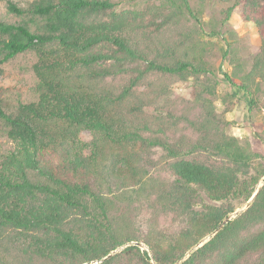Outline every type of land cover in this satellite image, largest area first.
I'll list each match as a JSON object with an SVG mask.
<instances>
[{
  "label": "trees",
  "instance_id": "obj_1",
  "mask_svg": "<svg viewBox=\"0 0 264 264\" xmlns=\"http://www.w3.org/2000/svg\"><path fill=\"white\" fill-rule=\"evenodd\" d=\"M124 1L37 0L27 9L8 2L10 12L35 16L41 29L33 32L26 23L0 21V68L29 50L38 56V100L11 113L0 106L13 144L0 163V235L17 231L34 241L18 264H90L130 241L144 243L152 258L130 246L99 264H125L123 256L130 264H176L234 212L233 199L247 202L264 178V169L251 175L264 154H251L238 138L223 133L229 123L226 110L218 111L207 99L198 119L182 116L193 136L188 143L172 142L179 120L170 111L155 122H141L132 132L115 122L116 107L143 113L153 102L135 94L149 75L187 80L209 73L202 58L179 52L192 34L173 42L151 37L172 18L198 24L202 9H193L189 0H148L160 4L155 13L163 19L151 25L138 12L125 10ZM205 1L197 0L200 8ZM218 1L234 2L224 22L239 8L242 19L259 33L260 52L250 70L239 82L227 78L251 97L247 81L264 83V0ZM115 78L122 80L114 83ZM85 131L90 139L84 141ZM153 149L162 152L158 164L165 179L150 176L143 166ZM198 192L215 205L195 211L192 198ZM115 193V198L136 200H114ZM124 201L177 214L189 226L168 246L146 236L132 239L117 216ZM0 264L12 262L0 252ZM179 264H264V184L243 213Z\"/></svg>",
  "mask_w": 264,
  "mask_h": 264
},
{
  "label": "rangeland",
  "instance_id": "obj_2",
  "mask_svg": "<svg viewBox=\"0 0 264 264\" xmlns=\"http://www.w3.org/2000/svg\"><path fill=\"white\" fill-rule=\"evenodd\" d=\"M35 1L37 0H0V21L13 24L26 23L33 32L40 31L42 22L35 16L31 14L17 16L7 9L8 2L14 3L21 9H27ZM189 4L193 9H202L198 24L195 21L187 22L185 18L181 17L172 18L162 28L160 34L156 33L151 37L173 42L176 40L184 41L187 36L183 35L192 34L190 40L184 41V47L180 48L179 52H186L189 57L198 56L202 58L209 73L201 75L198 79L190 77L187 80L169 75H149L147 81L137 88L135 94L153 100V102L143 113H132L126 106L116 107L112 112L115 122L122 126L126 132H132L136 125L141 122L146 120L155 122L156 117L164 118L170 111L175 113L179 120L176 127L177 133L173 136L172 142L184 139L188 143L193 136L186 130L187 124L182 121V116L187 115L190 119H198L200 114L205 113L203 99H207L218 111L220 109L226 110L224 119L229 123L222 128V132L238 138L243 145L248 146V151L251 154L261 156L264 154V83L257 79L247 81L254 92V95L250 97L227 79L229 77L231 80L239 82L238 80L243 78L252 67L254 57L259 54L261 46L257 28L253 23L245 22L242 19L239 8L232 11L229 19L224 22L226 10L234 2L222 3L218 0H206L202 8H200L197 0H189ZM121 6L125 10L135 11L143 15L151 25L154 21L155 24L163 21L161 16L156 18L157 13L155 11L160 6L158 2L125 0ZM37 63V53L34 50H29L1 66L0 106L6 113L16 111L20 104L38 100L40 94L39 81L34 70ZM121 80L115 78L113 82L117 83ZM257 86L259 87L258 91L256 90ZM206 87L214 91L213 96L208 94ZM139 133L143 137L148 136L147 133L140 131ZM81 137L84 141L89 140L90 134L85 131L82 132ZM136 144L137 147L140 146L139 142ZM12 149L13 144L7 136L4 121L0 118V163ZM161 154L159 149L148 151L143 166L150 176L165 179L166 176L161 171L162 165L158 164ZM205 157V154L201 155V158ZM219 161L216 159L217 163ZM255 166L257 172L252 171V176H256L264 169V160L258 158L255 161ZM263 181L264 178L260 180L259 187ZM115 195L118 193L113 195L114 200H136L124 199L123 197L115 198ZM192 200L197 204L195 211H201L203 206L215 205L211 201L212 199L200 192L195 193ZM233 200L236 201L233 202L234 212L229 215L231 220L247 209L250 199L247 202H241V199H239L240 201L238 199ZM117 216L121 218L119 220L121 228L132 239L142 240L146 236L150 241L157 240L164 246L172 244L178 235L189 226L188 220L179 217L177 214L158 213L145 204L130 201L119 203ZM209 235H205L193 243L181 262L191 254L190 251L194 250L198 243L203 246L209 241L212 238ZM0 237L2 238L0 252L6 255L12 264H18L19 258L23 257L24 259L23 250L28 251L34 245L33 239L31 240L28 235L17 231H5L1 233ZM135 243H140L141 246L138 247ZM130 246L138 247L140 254L143 251L151 254L149 248L141 241H130L110 254L116 256ZM123 259L125 264H130L127 262L129 261L127 256H123ZM97 263L99 261L90 264Z\"/></svg>",
  "mask_w": 264,
  "mask_h": 264
},
{
  "label": "water",
  "instance_id": "obj_3",
  "mask_svg": "<svg viewBox=\"0 0 264 264\" xmlns=\"http://www.w3.org/2000/svg\"><path fill=\"white\" fill-rule=\"evenodd\" d=\"M263 184H264V181H263ZM262 184V185H263ZM262 185L256 190V192L253 194V196L250 198L249 200V203H248V207L250 206V204L252 203V201L254 200V198L256 197V195L259 193ZM247 207V208H248ZM231 220V216H228L227 218H225V220L223 221V223L214 231L212 232L209 237H213L227 222H229ZM201 243H198L195 247L194 250H197L199 247H201L202 245H200ZM136 246L140 247L141 244L140 243H135ZM194 250H191L190 252L192 253ZM112 256V254H109L108 256H106L104 259H102L101 261H99V263H101L102 261L106 260V259H109L110 257ZM149 257H151V254H149ZM181 262V260H179L176 264H179ZM97 263V264H99ZM153 264H155L153 261H152Z\"/></svg>",
  "mask_w": 264,
  "mask_h": 264
}]
</instances>
